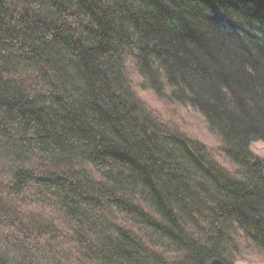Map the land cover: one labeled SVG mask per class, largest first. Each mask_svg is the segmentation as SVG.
Instances as JSON below:
<instances>
[{
	"label": "clouds",
	"instance_id": "9594fccd",
	"mask_svg": "<svg viewBox=\"0 0 264 264\" xmlns=\"http://www.w3.org/2000/svg\"><path fill=\"white\" fill-rule=\"evenodd\" d=\"M123 3L0 0V264H98L90 258L96 242L82 216L88 199L118 205L136 225L116 226L140 250L137 264H160L159 250L144 246L145 235L158 234L175 238L163 264H192L197 257L199 264H264V153L242 155L243 149L234 146L231 117L204 97L205 90L219 95L220 81L197 83L172 60L148 55L121 37L135 31ZM32 21H39V28ZM58 32L77 40L78 47L57 40ZM36 34L50 47L25 59L27 49L17 41ZM134 73L142 74V86L165 104L198 105L212 130L222 135L220 150L234 158L235 167L221 165L217 149L162 123L158 110L132 87ZM223 83L224 92L235 91L230 81ZM251 119L264 138V114L252 113ZM118 122L134 123L150 138L159 134L174 141L239 199L227 203L205 197L199 205L177 197L170 204L134 158L127 172L131 186L118 192L100 184L94 171L116 167L109 158L123 148L106 131L119 132ZM242 139L252 138L245 134ZM185 215L191 229L184 227ZM68 239L72 243L65 245Z\"/></svg>",
	"mask_w": 264,
	"mask_h": 264
},
{
	"label": "trees",
	"instance_id": "16d2710c",
	"mask_svg": "<svg viewBox=\"0 0 264 264\" xmlns=\"http://www.w3.org/2000/svg\"><path fill=\"white\" fill-rule=\"evenodd\" d=\"M56 2L61 4L62 0ZM84 2L94 3V0ZM122 7L127 10L125 19L135 29L132 33L121 32V37L129 44L140 47L148 55L155 53L172 60L197 83L210 85L212 81H220L219 95L205 90L204 97L212 100L221 109L222 115L227 113L226 118L231 117L236 137L234 146L243 149L242 155L245 152L255 155L251 149L252 142H264V138H260L252 128L251 119L252 113L264 114V0H139L138 4L135 0L132 3L124 0ZM32 26L39 28V21H32ZM56 39L65 41L73 48L78 47L77 40L62 32L57 33ZM17 43L27 49L25 59H31L38 48L50 47L39 34L30 36L22 44L19 41ZM249 67L253 71H249ZM197 68L201 71H197ZM204 69L211 71L204 72ZM225 79L231 82L235 91L232 88L223 91ZM143 80L142 74L134 73L132 87L142 97V92L149 91L147 93L154 94L155 99L162 101L154 90L142 86ZM176 105L192 107L204 117L208 128L214 132L198 105L191 102ZM151 107L158 110L160 121L167 123L173 133L201 142L194 133L184 129L178 120L164 116L155 106ZM118 127L119 132L106 128L109 135L123 144V148L121 153L109 158L116 167L103 165L107 172L94 171L95 179L100 184L109 189L115 188L118 192L125 186H131L133 181L127 172L134 158L146 166L144 174L150 176L170 204L178 202L177 197L199 205L205 203V197L227 203L239 199L231 186L222 187L213 181L196 159L174 141L166 140L159 134L150 138L134 123L118 122ZM214 133L220 141L214 147L217 149V161L228 168L235 167L234 158L220 150L224 143L222 135ZM245 134L252 138L248 143L242 139ZM191 147L199 155V149L195 145ZM201 162L205 167L208 166V161L203 157ZM136 202L148 207L143 200L137 199ZM83 203L87 205L82 212L83 221L91 233V239L96 242L90 258L98 261V264H137L140 250L116 226L130 225L135 229L136 225L126 219L114 203L107 204L96 199H88ZM149 210L160 215L154 209ZM192 226L190 217L185 215L184 227L191 229ZM261 240H264V233L261 234ZM170 241L175 242V238L168 234L144 236L145 248L159 250L160 264H163V257L173 251L169 247ZM64 243L70 245L72 241L68 239ZM192 264H199V257Z\"/></svg>",
	"mask_w": 264,
	"mask_h": 264
},
{
	"label": "rangeland",
	"instance_id": "374dc122",
	"mask_svg": "<svg viewBox=\"0 0 264 264\" xmlns=\"http://www.w3.org/2000/svg\"><path fill=\"white\" fill-rule=\"evenodd\" d=\"M147 92L149 91L142 92L145 100L151 106L160 109L164 116L166 115L170 119L178 120L184 129L194 133L207 146L211 148L218 146L220 143L218 136L208 128L204 117L200 113L190 106L165 104L163 101L155 99L153 97L154 94ZM251 149L255 154L264 153V142L261 140L252 142Z\"/></svg>",
	"mask_w": 264,
	"mask_h": 264
}]
</instances>
